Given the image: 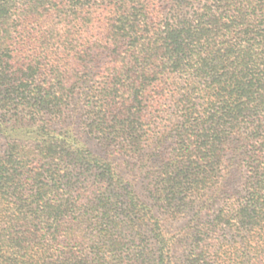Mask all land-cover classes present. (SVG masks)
<instances>
[{
  "label": "trees",
  "instance_id": "1",
  "mask_svg": "<svg viewBox=\"0 0 264 264\" xmlns=\"http://www.w3.org/2000/svg\"><path fill=\"white\" fill-rule=\"evenodd\" d=\"M0 264H264V0H0Z\"/></svg>",
  "mask_w": 264,
  "mask_h": 264
},
{
  "label": "rangeland",
  "instance_id": "2",
  "mask_svg": "<svg viewBox=\"0 0 264 264\" xmlns=\"http://www.w3.org/2000/svg\"><path fill=\"white\" fill-rule=\"evenodd\" d=\"M83 140L94 153L103 154L101 147L99 146V144L96 142L95 139L84 136ZM121 162H122V159L119 160L120 166L127 168L126 165L122 164ZM122 172H124L123 169H122ZM126 173L128 174V177L130 179L134 180V183L136 185L135 187L138 189V191L140 193H144V184H143V180L141 179V177H138V175H135V174L131 175V171L129 170ZM154 211L156 215H159L161 217L165 227L169 230H173L181 224L180 220H173L171 217H168L167 215H165L164 213H162L160 210L156 208L154 209Z\"/></svg>",
  "mask_w": 264,
  "mask_h": 264
}]
</instances>
